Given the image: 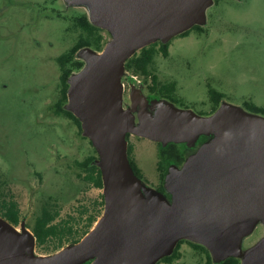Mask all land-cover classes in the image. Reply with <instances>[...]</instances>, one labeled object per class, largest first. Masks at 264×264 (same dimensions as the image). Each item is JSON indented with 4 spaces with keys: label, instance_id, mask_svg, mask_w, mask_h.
Returning a JSON list of instances; mask_svg holds the SVG:
<instances>
[{
    "label": "rangeland",
    "instance_id": "obj_1",
    "mask_svg": "<svg viewBox=\"0 0 264 264\" xmlns=\"http://www.w3.org/2000/svg\"><path fill=\"white\" fill-rule=\"evenodd\" d=\"M96 3L0 0V200L13 197L18 202L21 222L15 228L22 241L26 238L24 229L32 232L41 202L59 209L57 221L75 217L72 222L80 230L90 215L98 219L103 212V189L85 181L77 164L94 153V146L71 118L55 113L61 72L57 56L69 50L80 32L72 24V16L85 14L95 21L90 17ZM173 17L178 23L175 29L155 38L158 43L170 41L168 54L157 50L151 71L157 75L158 85L175 84L171 93L174 102L150 97L144 89L152 84L151 77L136 74L144 89L132 111V91L138 82L130 76L133 72L126 70L119 98L123 121L133 117L136 124H147L150 120L170 119V113L180 108L208 115L214 105L209 88L223 93L219 104L229 103L246 111L244 102L264 107V0H211ZM173 17L165 20L163 27ZM193 25L196 27L188 35L181 36ZM99 31L105 41L111 39L107 26L100 25ZM101 52L90 46L75 52L67 64L72 70L63 107L73 109L75 85ZM246 114V118H264V113ZM128 139L132 155L147 178H141L145 183L139 186L144 200L145 187L154 188L159 181L162 144L132 132ZM171 163L163 165L165 174ZM263 237L260 224L243 244H256ZM69 244L65 240L57 248L53 243L39 246L34 236L32 254L45 257L63 253ZM180 252L181 257L171 264L204 263L205 255L186 241ZM154 264L165 263L159 257Z\"/></svg>",
    "mask_w": 264,
    "mask_h": 264
},
{
    "label": "water",
    "instance_id": "obj_2",
    "mask_svg": "<svg viewBox=\"0 0 264 264\" xmlns=\"http://www.w3.org/2000/svg\"><path fill=\"white\" fill-rule=\"evenodd\" d=\"M209 1L97 0L91 21L107 26L112 37L75 85L73 109L65 108L80 119L98 154L103 212L80 240L42 260L27 256L34 247L32 232L24 229L22 241L15 225L0 216V264H154L181 239L205 246L215 263L232 255L241 257L240 264H264V237L246 251L240 248L241 238L257 222L264 224V118H246L249 111L222 103L208 115L180 108L165 121L136 124L133 117L123 121L119 108L125 61L171 33L178 24L173 15ZM141 91L142 83L132 91V111ZM127 132L162 146L195 147L164 176L170 198L148 186L141 199L143 180L129 164ZM202 135L206 139L196 146Z\"/></svg>",
    "mask_w": 264,
    "mask_h": 264
},
{
    "label": "trees",
    "instance_id": "obj_3",
    "mask_svg": "<svg viewBox=\"0 0 264 264\" xmlns=\"http://www.w3.org/2000/svg\"><path fill=\"white\" fill-rule=\"evenodd\" d=\"M76 23L82 28L81 33L75 43V45L67 52L60 54L57 57V61L60 66V83H61V97L57 102L56 105V113H63L69 118H71L78 126L79 132L83 131L80 119L69 109L62 106L64 102L67 101V90L69 87L68 77L71 74V68L67 65L69 61L72 59L74 53L85 46H90L97 51H102L105 47L106 43L108 42L104 40V36L99 31V25H96L88 19L86 15H82L76 19ZM196 25H193L189 29L185 30L182 35H186L191 29L195 28ZM86 31V33H85ZM168 46L169 42H162L158 43L156 41L150 42L147 45L141 47L138 51H135L126 61H125V69L133 72L134 74H142L144 76H150L152 83L157 86L158 85V78L155 73L151 71V66L154 60V55L159 50L162 52L163 55L168 54ZM161 88L164 89L165 94H168L166 97L168 100L174 102L173 95L171 93L175 90V84H161ZM209 98L215 105L213 107V111L218 107L220 100L223 98V93L214 90L213 88H209ZM245 108L249 111L255 113H264V107L258 106L252 102H244ZM129 132L126 133V137L128 136ZM127 157L129 160V164L132 167L133 172L139 178H143L144 176L141 173L140 167L137 165L135 161L132 151L133 147L129 143V139L127 137ZM91 142V141H90ZM177 144L174 142H168L166 144V148L161 150L162 158L171 157V150L177 149ZM94 149V153L87 156L85 159L78 161V165L83 171L82 178L93 184L95 187L103 188V181L101 175L100 167L95 163V160L98 158V154ZM183 158L181 161H178L179 165L182 163ZM161 167L163 169V173L160 172V182L159 186L163 187V190H158L164 194V176H165V163L160 160ZM164 165V166H163ZM160 168V165H159ZM166 196V194H164ZM102 205H104V196L102 193ZM84 209L82 212L83 213ZM59 214V209L53 208V206L49 205L48 202H44L42 210L40 213L35 217L34 223L31 226V230L35 236V241L37 245H47L49 243H53L54 246L60 247L62 246L65 240L69 241L70 243L77 242L80 240L94 225L95 221L97 220L94 218L93 215H90L87 218V221L82 230L77 229L72 222L75 217H68L63 218L59 221L56 220ZM0 216L12 223L13 225H17L20 221V212L12 200L4 199L2 203V211L0 212ZM81 216V215H80ZM187 240H178L175 244L172 252L161 257L162 261L165 262H173L175 259H178L181 256L180 246L182 242ZM192 245L196 250L201 251L205 255V261L203 264H240V260L235 256H227L221 262L215 263L212 261L211 255L208 249L196 242L187 241Z\"/></svg>",
    "mask_w": 264,
    "mask_h": 264
},
{
    "label": "flooded vegetation",
    "instance_id": "obj_4",
    "mask_svg": "<svg viewBox=\"0 0 264 264\" xmlns=\"http://www.w3.org/2000/svg\"><path fill=\"white\" fill-rule=\"evenodd\" d=\"M83 14H76V15H73L72 16V24L77 28V29H80V32H79V34L81 33V31H82V28L79 26V24L78 23H76V19L78 18V17H80V16H82ZM85 15V14H84ZM91 22V21H90ZM196 32H202V31H196ZM85 33H86V31H85ZM79 34H78V37H79ZM189 34V32L186 34V35H188ZM181 36H184V35H181ZM78 37H77V39H78ZM77 39H76V41H77ZM76 41H75V43H76ZM167 42H169V44H170V41H167ZM75 43H73V45L69 48V50L75 45ZM169 47V46H168ZM68 50V51H69ZM79 50V49H78ZM77 50V51H78ZM63 53H65V52H63ZM62 54V53H61ZM75 54V53H74ZM59 56V55H58ZM57 56V57H58ZM70 67V66H69ZM71 68V67H70ZM72 70V69H71ZM59 82H60V78H59ZM141 83H143V82H141ZM140 83V84H141ZM140 84H138V85H140ZM60 88H59V97H58V100L60 99V97H61V83H60V86H59ZM144 88H142V90H143ZM144 90H146L148 93H150V97H154L155 95L156 96H158V97H160V98H165V99H167L166 97H164V96H167L168 94H165V91H164V89L163 88H161V85H157V86H155L153 83L149 86V85H147L146 86V89H144ZM210 99V98H209ZM213 107H215V105H213ZM213 107H212V109H213ZM211 109V111H210V113H212L213 112V110ZM56 113V112H55ZM197 113H201V112H197ZM203 113V112H202ZM130 135V133L128 134V136ZM127 136V137H128ZM139 137H141V136H139ZM206 138H205V136H200L199 137V139L197 140V143H196V146L198 145V144H200V143H202L204 140H205ZM177 145L178 144H181V143H176ZM166 146V145H165ZM165 146H161V148H159V158H160V160H162V161H164V162H172V163H175V164H178L179 165V163H178V161H181V159L183 158V161H184V158H185V155L188 153V152H191L192 150H194L195 149V147H192V148H187L186 146H185V144H182L181 146H177V149L176 150H174V149H172L171 150V152H170V154H171V157H165V158H162V154H161V150L162 149H164V148H166ZM182 161V162H183ZM162 173H163V169H162V171H161ZM141 173H142V171H141ZM142 175H143V173H142ZM144 176V175H143ZM142 179H144V180H147V178H145V177H143ZM159 182H160V174H159V181H158V184H155L154 185V188L155 189H158V190H163V187H160L159 186ZM164 194H166V196L169 198L170 197V194L168 193V192H166L165 191V189H164ZM8 199H10V200H12L14 203H16V206H17V208L19 209V212H20V208H19V204H18V202L16 201V199H14L13 197L12 198H7L6 200H8ZM3 198L0 200V205H1V208H2V203H3ZM43 204H44V202H41L40 203V205H39V210L41 211L42 210V207H43ZM20 222H21V215H20V221H19V223L17 224V225H19L20 224ZM16 225V226H17ZM187 242V241H186ZM183 243V242H182ZM187 244L192 248V249H194V250H196L192 245H190V243L189 242H187ZM204 254V253H203ZM181 257V256H180ZM179 257V258H180ZM162 261V260H161ZM204 261H205V259H204ZM162 262H164L165 264H171L172 262H165V261H162Z\"/></svg>",
    "mask_w": 264,
    "mask_h": 264
},
{
    "label": "crops",
    "instance_id": "obj_5",
    "mask_svg": "<svg viewBox=\"0 0 264 264\" xmlns=\"http://www.w3.org/2000/svg\"><path fill=\"white\" fill-rule=\"evenodd\" d=\"M206 138V137H205ZM171 196V195H170ZM170 198V197H169ZM260 224H262L263 225V228H264V224L262 223V222H257L256 224H255V226L252 228V230L251 231H254V228L257 226V225H260ZM251 231L248 233V234H246V235H244L242 238H241V240H240V248H241V250L242 251H246V250H248V249H250V248H252L255 244H243V241L245 240V238L248 236V235H250L251 234ZM187 240V239H186ZM239 260H240V263H241V261H242V259H241V257H239L238 258Z\"/></svg>",
    "mask_w": 264,
    "mask_h": 264
},
{
    "label": "bare ground",
    "instance_id": "obj_6",
    "mask_svg": "<svg viewBox=\"0 0 264 264\" xmlns=\"http://www.w3.org/2000/svg\"><path fill=\"white\" fill-rule=\"evenodd\" d=\"M118 119V118H117ZM121 124H122V122L118 119V121H117V126L118 127H120L121 126ZM98 223V221H95V224H97ZM94 224V225H95ZM93 225V226H94ZM15 228V227H14ZM15 230L17 231V228H15ZM99 260L101 261L103 258H104V256H105V248H103V250H101L100 252H99ZM27 256L29 257V258H32V259H36V260H42V257L41 256H38V255H33V254H27Z\"/></svg>",
    "mask_w": 264,
    "mask_h": 264
},
{
    "label": "built area",
    "instance_id": "obj_7",
    "mask_svg": "<svg viewBox=\"0 0 264 264\" xmlns=\"http://www.w3.org/2000/svg\"><path fill=\"white\" fill-rule=\"evenodd\" d=\"M131 76H132V78L133 79H135L138 83H140L141 82V80L140 79H138V75H136V74H133V73H131L130 74Z\"/></svg>",
    "mask_w": 264,
    "mask_h": 264
}]
</instances>
